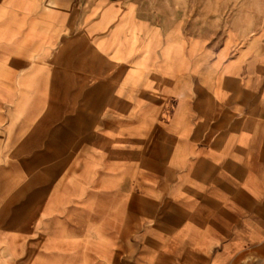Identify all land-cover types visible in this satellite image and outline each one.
I'll return each instance as SVG.
<instances>
[{
  "label": "crops",
  "instance_id": "0c3cea01",
  "mask_svg": "<svg viewBox=\"0 0 264 264\" xmlns=\"http://www.w3.org/2000/svg\"><path fill=\"white\" fill-rule=\"evenodd\" d=\"M176 30L0 0V264H264V53Z\"/></svg>",
  "mask_w": 264,
  "mask_h": 264
},
{
  "label": "rangeland",
  "instance_id": "374dc122",
  "mask_svg": "<svg viewBox=\"0 0 264 264\" xmlns=\"http://www.w3.org/2000/svg\"><path fill=\"white\" fill-rule=\"evenodd\" d=\"M106 1L127 5L137 18L160 27L163 34L176 27L184 38L204 43L210 52L231 44L252 45L264 53V0ZM178 30L167 38L178 36Z\"/></svg>",
  "mask_w": 264,
  "mask_h": 264
}]
</instances>
